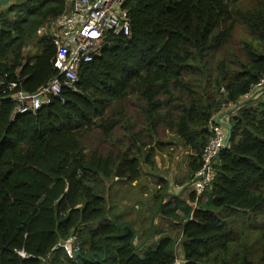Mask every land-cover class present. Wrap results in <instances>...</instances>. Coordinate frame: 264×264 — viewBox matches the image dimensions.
Wrapping results in <instances>:
<instances>
[{"label":"trees","instance_id":"obj_1","mask_svg":"<svg viewBox=\"0 0 264 264\" xmlns=\"http://www.w3.org/2000/svg\"><path fill=\"white\" fill-rule=\"evenodd\" d=\"M126 7L129 37L112 35L80 66L74 90L14 115L9 94L33 93L56 75L55 47L37 32L65 1L0 5V77L17 83L9 94L0 90V264H264L262 88L244 98L264 77V0H128ZM223 109L230 136L211 186L182 199L167 194L162 179L155 194L179 239L162 229L156 245H136L135 229L109 204L112 180L137 182L168 137L190 152L191 180L208 125ZM73 233L75 260L56 247Z\"/></svg>","mask_w":264,"mask_h":264},{"label":"built area","instance_id":"obj_2","mask_svg":"<svg viewBox=\"0 0 264 264\" xmlns=\"http://www.w3.org/2000/svg\"><path fill=\"white\" fill-rule=\"evenodd\" d=\"M10 1L8 0V4ZM64 1V11L45 26L40 27L37 32L38 36L50 38L55 47L51 64L56 75L33 93L17 91L12 94L9 93L17 87V83L6 82L4 74L0 77L1 93L9 94V100L16 104L14 115L36 111L48 104L51 98L57 97L64 87L74 90L80 66L98 56L112 35L130 36V21L126 7L128 0ZM263 85L264 77L253 86L251 92L261 89ZM244 98L246 99L247 96ZM224 116L227 120L224 124L210 122L208 125L211 136L203 149L201 164L192 175L190 182V192L195 193L196 196L202 195L211 186L215 177L218 154L224 149V142L230 133V114ZM56 247L64 249L69 257L75 260L80 251L77 233L71 234ZM19 254L25 256L22 252ZM175 264L179 263L176 261Z\"/></svg>","mask_w":264,"mask_h":264},{"label":"rangeland","instance_id":"obj_3","mask_svg":"<svg viewBox=\"0 0 264 264\" xmlns=\"http://www.w3.org/2000/svg\"><path fill=\"white\" fill-rule=\"evenodd\" d=\"M35 48H31L30 51L33 53ZM262 90L260 91V98L264 99V85L261 87ZM254 96L252 94L251 96L248 95L247 98L251 99ZM242 101V100H241ZM167 133H164L162 136V140H168L167 139ZM172 142H168V144L164 145L163 147H157L155 148V165L153 169H149L145 165L142 164V171H141V177L137 182L128 183V185H120L121 183H115L113 185L114 190L111 191V200L114 198L113 201H111L109 204L113 207V211L115 213H118V209L114 208L115 206L123 205L122 203H117L118 198H122L123 200L127 199V194L132 191L133 197L131 198V203L127 206V208L124 210L128 212V215L130 218L136 219L137 215H139L143 212L144 217L149 216L153 217L155 219L154 221L157 222V225L160 224V228H171V225L169 222L163 220L160 216V214L155 211L157 206L154 202L147 200V197L150 196L152 198L153 195V189H149L148 187L150 185L154 186L155 184V178L157 175L164 180V184H166V187L168 188L169 192L167 194L169 195H177L181 196L182 198H187L189 192H190V182L191 180H187V169H186V163H187V155L183 151V149L179 146L177 141L173 140V137H168ZM169 141V140H168ZM164 143V142H163ZM166 143V142H165ZM118 179V178H117ZM127 183V182H126ZM112 184V183H111ZM112 185H110L111 187ZM125 187V188H123ZM162 187V186H160ZM144 188H147L146 190L142 191ZM166 188V189H167ZM111 189V188H110ZM161 189V188H159ZM143 193L147 194V197L143 196ZM165 194V196L167 195ZM168 197H165L163 202L165 203L167 201ZM169 199L170 196H169ZM168 199V200H169ZM155 211V212H154ZM143 216H141L137 221V224L141 223ZM177 230V231H176ZM172 231L173 236H177V239H179V226L177 225V229ZM155 242L152 243L154 245ZM149 245V246H152ZM177 252H180L179 249H177ZM180 255V254H179ZM180 259H177V262L180 263Z\"/></svg>","mask_w":264,"mask_h":264},{"label":"crops","instance_id":"obj_4","mask_svg":"<svg viewBox=\"0 0 264 264\" xmlns=\"http://www.w3.org/2000/svg\"><path fill=\"white\" fill-rule=\"evenodd\" d=\"M254 93V92H253ZM252 92L249 94L250 96L253 94ZM228 110V109H227ZM227 110H225V109H223V110H221L219 113H218V115H216V117H217V119H218V122H220L221 124H224L227 120H226V118H225V114H229L228 112H227ZM183 151L186 153V155H187V153H189L190 154V152H188V151H186L184 148H183ZM155 184H154V186H152V185H150L148 188L149 189H153V188H155L154 190H153V195H152V198L150 197V196H148L147 194H145V193H143V196L144 197H147V200H150V201H152V202H154L155 203V201H156V197H155V194L157 193V190H159V188H161L160 186H162L163 184H162V177L161 178H159V179H157V178H155ZM115 183H121L120 185H128V183H126V182H124V181H122V180H117L116 178H114L113 180H112V186L110 187L111 188V191L112 190H114V188H113V185L115 184ZM135 183V182H134ZM123 188H125V187H123ZM147 188H144L142 191H144V190H146ZM167 192H169V190L167 189ZM133 197V193H132V191H130L128 194H127V199L128 200H126V199H122L121 197L120 198H118V201H117V203H122V202H124V204L123 205H120V206H115L114 208H116V209H118V213H115V211H113V213H115L116 214V216L118 217V219L120 220V221H123V222H128V223H130L132 226H133V228L135 229V231H136V237H135V240H134V243L136 244V245H138V246H140V247H144V246H149V245H152V243L153 242H155V244L154 245H156L157 244V242H158V238L160 237V236H162L163 234L162 233H160V231H162V228H160V224L159 225H157V222L156 221H154L155 219H153V217L151 218V217H149V216H143L144 215V213L142 212L140 215H139V217H138V215H137V217H136V219H133V218H130V216L128 215V212H126V211H124L126 208H127V206L131 203L130 201H131V198ZM182 198V197H181ZM182 199H185V198H182ZM114 200V198L111 200V201H113ZM155 211H157V209H155ZM154 211V212H155ZM158 212V211H157ZM159 213V212H158ZM160 214V213H159ZM141 216H143V218H142V221H141V223H139V224H137V221H139L140 222V220H138ZM160 216H161V218H162V215L160 214ZM167 222H169V221H167ZM170 223V225H171V228L170 229H168V228H163L164 229V232L163 233H168V234H170V235H172L173 236V234H172V231L173 230H176L177 229V225H175V224H172V222H169ZM179 226V225H178ZM177 231V230H176ZM180 235V234H179Z\"/></svg>","mask_w":264,"mask_h":264},{"label":"water","instance_id":"obj_5","mask_svg":"<svg viewBox=\"0 0 264 264\" xmlns=\"http://www.w3.org/2000/svg\"><path fill=\"white\" fill-rule=\"evenodd\" d=\"M8 4V0H0V5H7ZM214 121H217V118L214 119ZM230 133H228V136L224 142V148L227 146L228 144V139H229Z\"/></svg>","mask_w":264,"mask_h":264}]
</instances>
